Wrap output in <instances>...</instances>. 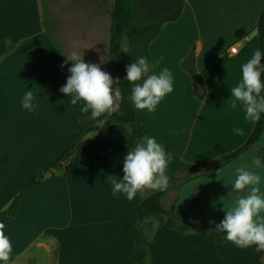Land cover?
Segmentation results:
<instances>
[{
    "label": "crops",
    "instance_id": "0c3cea01",
    "mask_svg": "<svg viewBox=\"0 0 264 264\" xmlns=\"http://www.w3.org/2000/svg\"><path fill=\"white\" fill-rule=\"evenodd\" d=\"M262 8L264 0H184L179 19L165 24L149 46V74L167 67L173 91L154 112L133 106L135 116L150 137L185 163L204 164L228 154L251 133L254 122L245 119L240 102L230 106V89L242 80V65L258 50L256 23ZM233 45L236 54L229 52ZM99 48L95 43L77 48L57 44L45 27L41 0H0V212L75 141L79 122L92 118L81 111L82 102L72 105L60 88L72 66L65 63L66 56L75 51L86 63L100 64ZM190 53L205 89L201 99L181 67ZM29 90L35 111L22 107ZM123 141L117 124L88 133L75 143L66 168L56 167L29 187L5 223L13 246L9 264H130L125 221L137 197L130 201L124 194L114 195L108 179H122ZM253 153L264 162V129L253 147L215 171L169 179L163 208L195 225L219 223L223 209L241 195L231 189L235 168L241 157L247 160ZM255 171L264 192V168ZM145 226L152 230L153 264H264V252L255 246L238 248L204 231L179 235L155 219Z\"/></svg>",
    "mask_w": 264,
    "mask_h": 264
},
{
    "label": "clouds",
    "instance_id": "9594fccd",
    "mask_svg": "<svg viewBox=\"0 0 264 264\" xmlns=\"http://www.w3.org/2000/svg\"><path fill=\"white\" fill-rule=\"evenodd\" d=\"M72 66L68 69L70 75L66 84L60 88L65 96H70V103L77 105L82 102L81 111L91 114L93 119L107 114L111 116L119 107L122 95L118 85L119 78H113L101 69L100 64L86 63L75 51L66 56ZM163 60L161 56L156 65ZM264 53L256 50L253 56L242 65V80L230 89V106L234 109L237 102L243 105L245 119L258 122L264 113V90L262 73H264ZM156 65H152L154 68ZM63 67V65H61ZM150 65L140 57L126 66L125 80L131 85L129 97L137 110L154 112L157 105L173 91V78L170 70L165 67L158 74H149ZM115 85V87H114ZM34 94L27 91L22 99V107L35 111ZM107 123L106 119H97L99 127ZM238 135L242 129H235ZM260 151L257 148V153ZM251 154L235 168V179L232 181L233 192L238 195L226 210L223 219L217 223L212 220L210 230L225 233V240L238 248L247 249L255 246L258 253L264 252V192L261 191V175L255 169L264 168L262 157ZM171 153H166L157 140L150 136L141 137L129 148L123 160V176L117 179L110 175L108 179L113 185V194H124L128 200H133L137 194L143 195L146 190L163 191L167 188L169 179L166 175L168 165L172 161ZM6 225L0 222V262L9 264L13 252L10 238L5 234Z\"/></svg>",
    "mask_w": 264,
    "mask_h": 264
},
{
    "label": "trees",
    "instance_id": "16d2710c",
    "mask_svg": "<svg viewBox=\"0 0 264 264\" xmlns=\"http://www.w3.org/2000/svg\"><path fill=\"white\" fill-rule=\"evenodd\" d=\"M112 10L110 13L109 38H108V59L115 78L120 79L118 85L122 99L119 107L111 116H104L97 119H106L107 123L99 127L97 119L86 118L79 122L78 134L75 141L67 148L58 152L54 159L41 170L36 179L26 185L17 194L8 208L0 212V222L8 223L17 212L19 202L25 192L36 182L40 181L45 174L51 173L56 167L63 166L68 161L71 150L75 143L88 133L101 130L110 125L117 124L122 127L124 134L123 152L126 156L129 148L143 136H149L145 127L139 123L135 116V110L129 99L131 85L124 79L126 66L135 62L138 58L144 57L148 62L149 46L152 41L161 33L162 27L167 23L176 22L184 6V0H179L176 8L171 12V1L160 5L157 0H111ZM256 36L258 50L264 53V8H262L256 23ZM124 46L127 48L125 49ZM264 63V60H262ZM181 67L189 75L195 94L201 99L204 93V85L194 68V55L190 53L182 62ZM264 82V73H262ZM264 95V90H262ZM262 129H264V113L261 119L254 122L251 133L245 142L234 151L222 155L204 164H188L169 149L173 159L168 165L166 175L173 179L175 175L184 173L183 180L189 179L192 175H206L219 167L231 162L239 154L253 147L258 140ZM66 168V165L63 166ZM163 191H151L148 195L137 194V206L133 213L125 221V230L130 241V264H153L152 253L149 250V242L152 230L146 228L145 222L148 219H155L166 227L175 230L183 235L190 230L210 232L218 237H225V233L210 230V226H199L185 222L178 218L172 209L166 210L161 204L164 196Z\"/></svg>",
    "mask_w": 264,
    "mask_h": 264
},
{
    "label": "rangeland",
    "instance_id": "374dc122",
    "mask_svg": "<svg viewBox=\"0 0 264 264\" xmlns=\"http://www.w3.org/2000/svg\"><path fill=\"white\" fill-rule=\"evenodd\" d=\"M160 5L171 1V12L179 0H157ZM45 27L57 44L66 48L95 43L102 49L101 69L114 79L115 75L106 60L105 47L108 43L111 0H41ZM70 46V47H69ZM126 49L127 47L124 46ZM115 87V85H114ZM184 176V173L180 174ZM36 179V178H35ZM169 179V178H168ZM152 190H146L145 194Z\"/></svg>",
    "mask_w": 264,
    "mask_h": 264
},
{
    "label": "built area",
    "instance_id": "2783aa9c",
    "mask_svg": "<svg viewBox=\"0 0 264 264\" xmlns=\"http://www.w3.org/2000/svg\"><path fill=\"white\" fill-rule=\"evenodd\" d=\"M229 52L231 54H236L237 53V48H236V45H233L229 48Z\"/></svg>",
    "mask_w": 264,
    "mask_h": 264
}]
</instances>
